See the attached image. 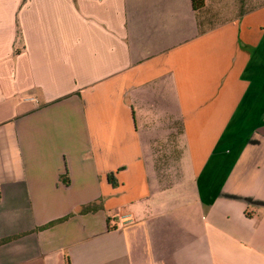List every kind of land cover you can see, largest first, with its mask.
I'll list each match as a JSON object with an SVG mask.
<instances>
[{
  "label": "crops",
  "instance_id": "1",
  "mask_svg": "<svg viewBox=\"0 0 264 264\" xmlns=\"http://www.w3.org/2000/svg\"><path fill=\"white\" fill-rule=\"evenodd\" d=\"M203 4L0 0V264H264V4Z\"/></svg>",
  "mask_w": 264,
  "mask_h": 264
},
{
  "label": "trees",
  "instance_id": "2",
  "mask_svg": "<svg viewBox=\"0 0 264 264\" xmlns=\"http://www.w3.org/2000/svg\"><path fill=\"white\" fill-rule=\"evenodd\" d=\"M203 2H204V0H192L193 9H194L195 11L201 9V8L203 7V5H204ZM114 178H115V177H114L113 174H110V175H109V181H110L111 183H113V184H114V180H115Z\"/></svg>",
  "mask_w": 264,
  "mask_h": 264
},
{
  "label": "rangeland",
  "instance_id": "3",
  "mask_svg": "<svg viewBox=\"0 0 264 264\" xmlns=\"http://www.w3.org/2000/svg\"><path fill=\"white\" fill-rule=\"evenodd\" d=\"M238 2H241L245 8L264 4V0H238Z\"/></svg>",
  "mask_w": 264,
  "mask_h": 264
}]
</instances>
